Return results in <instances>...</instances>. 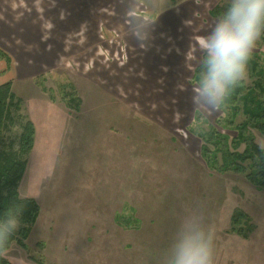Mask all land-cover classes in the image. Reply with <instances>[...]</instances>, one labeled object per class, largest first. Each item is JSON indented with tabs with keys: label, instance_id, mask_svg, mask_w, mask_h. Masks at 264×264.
Segmentation results:
<instances>
[{
	"label": "rangeland",
	"instance_id": "obj_1",
	"mask_svg": "<svg viewBox=\"0 0 264 264\" xmlns=\"http://www.w3.org/2000/svg\"><path fill=\"white\" fill-rule=\"evenodd\" d=\"M215 6L226 7L224 0H0V49L10 58L0 60V85L11 82L21 100L0 149L17 150L23 125L33 123L18 191L40 206L28 250L13 242L3 252L10 264H165L181 221L198 211L218 234L256 226L264 250V189L246 173L212 169L201 152L211 128L228 136L230 151L264 146L245 111L251 89L264 99L249 63L233 124L231 110L207 115L192 102L198 38L220 15L210 14ZM251 59L264 71V33ZM64 93L78 101L69 106ZM215 158L222 164V152ZM256 162H243L247 173ZM241 250L218 244L215 264H253Z\"/></svg>",
	"mask_w": 264,
	"mask_h": 264
},
{
	"label": "clouds",
	"instance_id": "obj_2",
	"mask_svg": "<svg viewBox=\"0 0 264 264\" xmlns=\"http://www.w3.org/2000/svg\"><path fill=\"white\" fill-rule=\"evenodd\" d=\"M224 4L211 31L198 38L200 71L192 102L207 115L218 111L246 78L248 61L264 33V0H224ZM22 211L15 205L0 218V252L20 228ZM214 240L215 230L201 212L188 215L166 250L165 264H215Z\"/></svg>",
	"mask_w": 264,
	"mask_h": 264
},
{
	"label": "trees",
	"instance_id": "obj_3",
	"mask_svg": "<svg viewBox=\"0 0 264 264\" xmlns=\"http://www.w3.org/2000/svg\"><path fill=\"white\" fill-rule=\"evenodd\" d=\"M222 11L219 6H215L210 12L211 15H219ZM5 59L10 64V58L5 51L0 49V60ZM248 63L252 66V70L259 73L260 79L256 82L257 89L260 92H264V71L259 69V62L256 59H250ZM196 78L200 71V67L196 70ZM244 86L238 84L225 99L222 104L223 107L231 110L228 112V123L233 124L234 118L239 112V106L236 105L238 97L242 94ZM255 90L251 89L249 98L244 97L245 100V111L250 114L253 119H256L255 128H257L264 135V99L259 100L254 95ZM65 97H68L67 103L71 106L72 102L78 101V98L74 97L72 93H64ZM249 102H254L255 106L250 107ZM21 109V100L18 99L12 91L11 82H6L0 85V147L3 142V134L10 127L16 123L15 113ZM230 113V114H229ZM243 124V123H242ZM246 124H244L245 126ZM241 126V127H244ZM240 127V126H239ZM243 130V129H241ZM205 144L201 147L202 156L212 169L218 171H232L238 173H246L247 179L255 184L257 187L264 189V148L260 147L257 143H253L252 147L246 148L243 153L230 151L228 149V136L221 134L214 128L206 134ZM35 128L31 121H27L23 125V131L20 136L19 148L17 150L11 148L9 151L0 149V218L3 217L5 212L15 206H22L21 216V229L15 232L11 237L9 244L6 248L9 249L13 242H17L24 249L28 250L25 240L29 236L32 225L37 221L40 213V206L38 202L29 197H21L18 191V186L22 180L25 169L27 166V156L31 152L34 144ZM213 146L214 150H211ZM222 152V164L219 166L216 162V152ZM212 153V155H211ZM248 159H256L254 163L255 167L252 168L250 173L246 172V166L243 164ZM238 216V217H237ZM237 216L233 218L235 223L240 224L242 219L246 215L242 212L237 213ZM247 224V220L245 222ZM252 226V224H249ZM233 225V226H234ZM236 227V226H234ZM232 227L233 231L243 236H248V232L245 228L239 226V230ZM5 250V251H6ZM3 251V252H5ZM3 252H0V264H10L4 257ZM39 264H45L43 260H38Z\"/></svg>",
	"mask_w": 264,
	"mask_h": 264
},
{
	"label": "crops",
	"instance_id": "obj_4",
	"mask_svg": "<svg viewBox=\"0 0 264 264\" xmlns=\"http://www.w3.org/2000/svg\"><path fill=\"white\" fill-rule=\"evenodd\" d=\"M242 212H245L244 209H242ZM245 213H247V212H245ZM212 217L214 218V216H212ZM251 222H252V217H251ZM252 223L254 225H256L254 220ZM252 228H253L252 232H250L248 234V236H242V235L238 234L237 232H231V233L225 232L224 234L215 233L214 248L216 249V246L218 244H223L225 242H231V241L233 242V244L235 242L240 244V245L244 244L245 250H241V252L245 253L243 256H245L247 258L248 255H252L251 258L254 259L253 264H264V250H262V247H261V244H259V241L257 243V240H255V237L258 236V234H257L258 232L256 233V229H255L256 226L252 227ZM259 238H260V236H259ZM232 239H237V240L233 241ZM244 262H245L244 264H252L248 260L246 262V259L244 260Z\"/></svg>",
	"mask_w": 264,
	"mask_h": 264
}]
</instances>
